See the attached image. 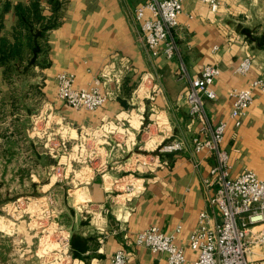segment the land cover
Listing matches in <instances>:
<instances>
[{
    "label": "crops",
    "instance_id": "crops-1",
    "mask_svg": "<svg viewBox=\"0 0 264 264\" xmlns=\"http://www.w3.org/2000/svg\"><path fill=\"white\" fill-rule=\"evenodd\" d=\"M138 4L139 0H68L61 24L50 32L51 65L39 70L34 82L41 85L45 98L40 116L80 128L77 143L87 139L100 143V154L86 165L56 148L59 155L51 157L66 159L62 177L68 179L60 182L51 175L46 183L61 207L48 223L52 246L42 253L40 248L6 253L0 247L1 257L11 253L16 264H111L114 252L124 248L130 264H167L166 253L136 244V235L150 225L173 233L181 224L177 243L194 259L188 238L198 225L199 212L210 207L214 189L206 188L204 178L216 158L194 149L193 137L199 135L201 124L191 116L185 95L189 77L199 75L206 64L222 69L214 84L217 97L206 99L205 106L213 123H229L223 147L230 153L232 174L248 168L264 178V92L255 91V101L240 126L230 118V91L264 78V0H219L216 12L202 0H184L181 24L175 30L182 56L172 58L152 56L139 40ZM17 19L11 7L1 34L11 37ZM246 57L252 60L251 71L234 72ZM60 71L75 74L78 87L105 75L101 90L113 95L95 111L74 109L57 96ZM3 102L11 103V87L0 66V109ZM5 123L0 118V176L19 180L25 170L19 159L38 157L20 151L22 135L14 132L18 122H8L10 127ZM10 139L18 143L15 150H9ZM172 139H182L185 147L158 155L157 146ZM128 183L134 190L127 188ZM58 226L70 239L69 256L55 250ZM263 229L264 224H258L250 231ZM20 237V242H30L24 234ZM263 255L264 246H256L251 258Z\"/></svg>",
    "mask_w": 264,
    "mask_h": 264
},
{
    "label": "built area",
    "instance_id": "built-area-1",
    "mask_svg": "<svg viewBox=\"0 0 264 264\" xmlns=\"http://www.w3.org/2000/svg\"><path fill=\"white\" fill-rule=\"evenodd\" d=\"M202 1L209 4L212 12L219 8V0ZM183 11L184 0H139L135 9V18L140 25L139 40L152 56H182L175 30L180 27ZM251 67L252 60L246 57L235 67L234 72L246 75ZM181 72L183 75L188 73L184 63ZM221 72L222 69L217 65H204L199 75L189 77V89L185 95L191 116L201 124L199 135L193 137L194 149L211 153L216 158V164L204 178L206 188L214 189L210 207L199 212L198 225L188 238V247L196 257L190 260L185 247L177 243L181 224L173 233H166L158 225H150L138 232L135 238L136 244L146 246L152 252L166 253L167 264H264V255L251 258L254 247L264 246V229L256 234L250 231L252 226L264 224V178L248 168L237 175L232 174L230 153L223 147L229 123L224 120L213 123L205 106L206 99L214 100L217 97L214 84ZM104 78L105 75L95 77L86 86L78 87L75 74L60 71L56 76L57 96L74 109L95 111L113 95L101 90ZM256 90L264 92L263 77L253 79L248 87L230 91L233 100L230 118L236 126L243 123L248 108L255 101ZM104 137L107 140L108 136ZM62 144H66L64 138ZM74 147L80 150H77L73 160L80 162L84 157L83 141L79 140ZM184 147L182 139H172L157 146V151L160 155L163 152H178ZM57 152L53 148L51 153L56 155ZM126 185L127 188H134L131 183ZM54 237L57 241L55 250L60 251L62 256H69L70 239L59 226ZM111 264H130L127 251L124 248L116 250L111 257Z\"/></svg>",
    "mask_w": 264,
    "mask_h": 264
},
{
    "label": "rangeland",
    "instance_id": "rangeland-1",
    "mask_svg": "<svg viewBox=\"0 0 264 264\" xmlns=\"http://www.w3.org/2000/svg\"><path fill=\"white\" fill-rule=\"evenodd\" d=\"M33 79L35 80L33 81ZM33 79L31 82H35L37 77ZM21 86L23 87H18L16 91L23 101H18L16 105H13L12 102H3L0 118L6 122L5 126H8L10 124L8 122L11 121L18 122V127L14 128V132L22 135L20 136V151L23 153L35 152V156L38 158L19 159V164L24 165L22 167L26 170L21 172L19 180L15 176H0V247L4 248L6 253L21 248L32 251H37L40 248L42 253L47 251L48 246H52L54 242L52 241L53 237L48 235V223L53 213L61 208L58 205L56 193L50 192L46 183L49 182L51 175H54L53 180H61L60 182L68 179L62 177L66 170V163H63L66 162V159L59 160V156L58 158L51 157V152L53 148H58L59 152L63 151V155L64 153L71 154L70 158L73 160L77 150H80L74 146H76L77 136L79 138L81 135V129L76 130L66 123L54 122V119L49 120L48 116L41 118L44 96L31 89L27 80ZM62 138L66 140L64 146ZM28 140L33 141L28 143ZM9 145V150H15L18 143L15 139H10ZM65 145H67L66 148ZM83 145L85 153L80 162H85L84 164L88 165L93 159L99 157L100 153L97 152V147L100 146V143L87 139L83 141ZM28 162L29 165H27ZM73 162L75 161L73 160ZM23 234L30 238V242L27 239L25 242L19 241ZM0 263L16 264V261L10 253L9 256H0Z\"/></svg>",
    "mask_w": 264,
    "mask_h": 264
},
{
    "label": "trees",
    "instance_id": "trees-1",
    "mask_svg": "<svg viewBox=\"0 0 264 264\" xmlns=\"http://www.w3.org/2000/svg\"><path fill=\"white\" fill-rule=\"evenodd\" d=\"M1 1L0 66L4 67V77L11 87V102L16 105L23 101L16 90L23 87L26 80L31 89L39 95L42 93L41 85L31 80L37 77L39 70L51 65L49 35L61 24L68 0H29L14 5L9 0ZM11 7L18 19L12 36L8 37L1 31L5 12ZM124 104L128 106L123 101Z\"/></svg>",
    "mask_w": 264,
    "mask_h": 264
}]
</instances>
